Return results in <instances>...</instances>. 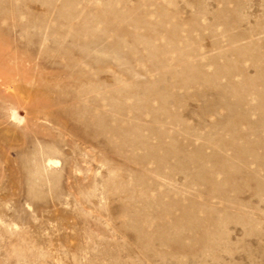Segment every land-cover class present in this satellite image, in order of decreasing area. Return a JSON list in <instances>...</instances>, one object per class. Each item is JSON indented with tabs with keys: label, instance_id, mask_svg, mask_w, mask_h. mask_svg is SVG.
Instances as JSON below:
<instances>
[{
	"label": "rangeland",
	"instance_id": "374dc122",
	"mask_svg": "<svg viewBox=\"0 0 264 264\" xmlns=\"http://www.w3.org/2000/svg\"><path fill=\"white\" fill-rule=\"evenodd\" d=\"M0 264H264V0H0Z\"/></svg>",
	"mask_w": 264,
	"mask_h": 264
},
{
	"label": "bare ground",
	"instance_id": "6f19581e",
	"mask_svg": "<svg viewBox=\"0 0 264 264\" xmlns=\"http://www.w3.org/2000/svg\"><path fill=\"white\" fill-rule=\"evenodd\" d=\"M14 118L17 119L16 115H14ZM50 162H52V161L50 160ZM53 163L56 164L57 162H53Z\"/></svg>",
	"mask_w": 264,
	"mask_h": 264
}]
</instances>
